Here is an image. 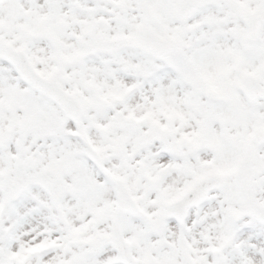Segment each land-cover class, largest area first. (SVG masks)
Segmentation results:
<instances>
[{"label":"snow or ice","instance_id":"1","mask_svg":"<svg viewBox=\"0 0 264 264\" xmlns=\"http://www.w3.org/2000/svg\"><path fill=\"white\" fill-rule=\"evenodd\" d=\"M0 264H264V0H0Z\"/></svg>","mask_w":264,"mask_h":264}]
</instances>
